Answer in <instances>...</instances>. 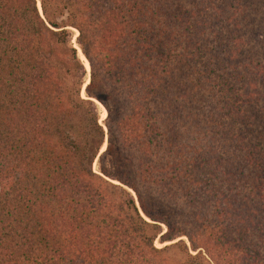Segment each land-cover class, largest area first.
Wrapping results in <instances>:
<instances>
[{"label":"trees","instance_id":"trees-1","mask_svg":"<svg viewBox=\"0 0 264 264\" xmlns=\"http://www.w3.org/2000/svg\"><path fill=\"white\" fill-rule=\"evenodd\" d=\"M0 264H264V0H0Z\"/></svg>","mask_w":264,"mask_h":264},{"label":"rangeland","instance_id":"rangeland-1","mask_svg":"<svg viewBox=\"0 0 264 264\" xmlns=\"http://www.w3.org/2000/svg\"><path fill=\"white\" fill-rule=\"evenodd\" d=\"M72 44L75 46V43H76V36H77V30H75V29H72ZM77 44V43H76ZM76 47L79 49V46L78 45H76ZM77 49V51L79 52L78 54L80 55V50H78ZM87 65H88V63H87ZM86 70H87V74H86V77H85V80H86V83H84V85H83V88H82V92H81V94L82 95H84V87H85V85L88 83V81H89V69H87L86 68ZM95 100V102H96V104H97V106H98V108H99V111H100V113H101V116H100V118H101V120L106 116V111H105V109H104V107L100 104V102H98L96 99H94ZM102 115H103V117H102ZM105 115V116H104ZM105 131H106V128H105ZM106 138H107V136H106ZM105 142H106V139H105ZM104 145V147L103 148H101V151H103L104 150V148H105V146H106V143H104L103 144ZM94 168H96V164L94 165ZM132 192V191H131ZM133 193V192H132ZM185 238V237H184ZM186 239V238H185ZM187 240V239H186ZM158 246H160L159 245V243H158V241H156L155 242Z\"/></svg>","mask_w":264,"mask_h":264},{"label":"bare ground","instance_id":"bare-ground-1","mask_svg":"<svg viewBox=\"0 0 264 264\" xmlns=\"http://www.w3.org/2000/svg\"><path fill=\"white\" fill-rule=\"evenodd\" d=\"M38 4H39V2H38ZM78 33V32H77ZM77 44L75 43V46H76ZM80 59L83 61V63H84V65H85V67L87 68V69H89V65H87V60L84 58V56L80 53ZM102 117H103V115H102Z\"/></svg>","mask_w":264,"mask_h":264},{"label":"water","instance_id":"water-1","mask_svg":"<svg viewBox=\"0 0 264 264\" xmlns=\"http://www.w3.org/2000/svg\"><path fill=\"white\" fill-rule=\"evenodd\" d=\"M39 5V4H38ZM78 32V31H77ZM77 35H78V33H77ZM79 50H80V52H81V49L79 48ZM81 54L83 55V53L81 52ZM84 56V55H83ZM85 58V57H84ZM86 59V58H85ZM87 60V59H86ZM88 62V61H87ZM88 65H89V63H88ZM84 91V90H83ZM106 143V142H105ZM131 190V189H130ZM132 191V190H131ZM133 192V191H132ZM133 195H134V197H135V194H134V192H133ZM137 206H138V203H137ZM141 212V211H140ZM141 214L143 215V213L141 212ZM144 216V215H143Z\"/></svg>","mask_w":264,"mask_h":264}]
</instances>
